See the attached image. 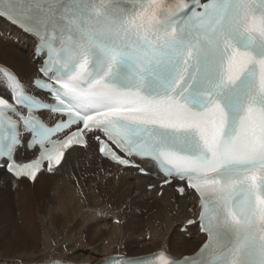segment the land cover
Returning a JSON list of instances; mask_svg holds the SVG:
<instances>
[{
	"label": "snow or ice",
	"instance_id": "snow-or-ice-1",
	"mask_svg": "<svg viewBox=\"0 0 264 264\" xmlns=\"http://www.w3.org/2000/svg\"><path fill=\"white\" fill-rule=\"evenodd\" d=\"M0 19L41 63L0 65V173L35 182L94 147L198 201L179 229L207 237L102 264H264V0H0Z\"/></svg>",
	"mask_w": 264,
	"mask_h": 264
},
{
	"label": "bare ground",
	"instance_id": "bare-ground-1",
	"mask_svg": "<svg viewBox=\"0 0 264 264\" xmlns=\"http://www.w3.org/2000/svg\"><path fill=\"white\" fill-rule=\"evenodd\" d=\"M0 35L17 46L0 40V62L14 68L25 81L31 80L38 72L32 63L33 38L4 19H0ZM66 156L63 167L52 173L43 171L33 183L0 173V221L6 220L14 210V200L24 224L12 227L11 236H0V264H39L53 260L97 264L113 255L154 253L161 245L170 247L171 254L179 257L193 253L204 241L199 227L193 228L198 231L193 235V229L172 234L177 224L196 216L199 204L191 198L178 199L172 187L161 189L162 178L156 172L148 176L134 169H123L102 159L94 147L86 151L77 149ZM151 184L157 185L147 190ZM105 191L107 196L101 195ZM103 197L107 200L102 201ZM33 199L41 201L35 203ZM115 199L122 202V211L115 216L122 217L124 222L128 220L126 226H118L109 221L107 213L95 211L99 205L111 206L109 203ZM132 224L141 229L142 244L127 250L114 249L118 241L123 244L131 238ZM82 226L88 229L90 240L100 239L107 246H102V250L95 248L98 246L91 249L80 238Z\"/></svg>",
	"mask_w": 264,
	"mask_h": 264
},
{
	"label": "rangeland",
	"instance_id": "rangeland-1",
	"mask_svg": "<svg viewBox=\"0 0 264 264\" xmlns=\"http://www.w3.org/2000/svg\"><path fill=\"white\" fill-rule=\"evenodd\" d=\"M0 40H3V42L4 43H7V44H9V45H13L12 43H8L7 41H5L4 39H3V36H1L0 35ZM23 45V44H22ZM13 47H17L16 46V44L15 45H13ZM27 53V52H26ZM26 53H25V51H24V55H26ZM98 189V188H97ZM101 195H103V196H107V192L105 191V192H103ZM108 198V197H107ZM14 199V198H13ZM104 199H106V198H104L103 197V200L102 201H104ZM37 200V201H36ZM39 199H33V201H35V203H38L39 201H41V200H39ZM107 200V199H106ZM112 202H113V204H112V202L111 203H109V201H106V204L107 203H109L111 206H109L108 205V207L107 206H105V205H99V206H96L95 208H96V210L95 211H98V212H100V214H108V215H110V218H109V221L111 220V222L112 223H115L116 225H118V226H121L122 227V225H127V223H128V220H126L125 222H124V220H122V217H121V219H119V218H117L116 216H115V214H118V213H121V211H122V202H120V201H118V200H116L115 199V201L114 200H111ZM118 202V203H117ZM120 202V203H119ZM118 205H117V204ZM16 205V206H15ZM98 207H99V210H98ZM113 208V209H111V208ZM129 208V207H128ZM128 208H126V209H128ZM13 211L12 212H10L6 217L7 218H5L6 220H3V221H0V236L1 235H8V236H11V230H12V227H17V225L18 226H20V227H22V226H24V224H23V218H21L20 217V215L23 217V215L20 213V211H19V209H20V207H19V205L16 203V201H14L13 200ZM101 209V210H100ZM104 209H107V210H104ZM119 210V211H116V210ZM140 209H142V208H140ZM140 209H138V211L140 212V213H143V212H141L140 211ZM17 210H18V212H17ZM11 211V210H10ZM104 211V212H103ZM107 211V212H106ZM124 211V210H123ZM143 211V210H142ZM13 220V221H9V220ZM22 220V221H21ZM14 221H16V223L14 222ZM117 221H119V222H117ZM15 223V226H13L12 225V223ZM21 222V223H20ZM17 224V225H16ZM180 225V224H179ZM179 225L177 224L175 227H174V230L173 231H171L172 232V234L174 233V232H177V233H179L178 231L180 230L179 229ZM11 228V229H10ZM82 228H83V226H82ZM88 228V227H87ZM197 228V227H196ZM71 229V228H70ZM81 230V231H80ZM79 230V234L81 235L80 236V238L81 239H84L83 240V242L84 243H87L88 245H89V247L92 249L93 247L92 246H98V247H95V248H100L99 250H102V246H103V248L105 247V246H107L105 243L103 244L102 243V241L100 240H98V239H95V240H90V238L87 236V235H89L88 234V229H86V228H83V229H80ZM132 230H133V232H132V235H131V238L129 239V240H126L125 241V243H123L122 244V241H118V243L117 244H115L114 245V249H117L118 248V250L120 249V250H127V249H129L130 247L132 248V247H137V244L138 245H140V243L142 244V242L144 241V238H142L141 237V235H140V231H141V229H138V227H135V224H132ZM197 230V229H196ZM195 229H193V231H192V235L193 234H196V233H198V231H196ZM82 234H81V233ZM84 232V233H83ZM86 235V237H84ZM186 237H188L187 235H186ZM101 242V243H100ZM105 242V241H104ZM87 245V246H88ZM136 245V246H135ZM111 246V245H110Z\"/></svg>",
	"mask_w": 264,
	"mask_h": 264
}]
</instances>
